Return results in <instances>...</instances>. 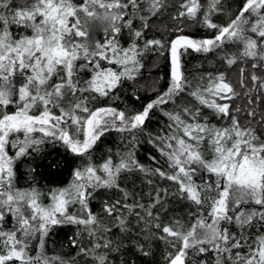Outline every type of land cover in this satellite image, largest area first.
I'll list each match as a JSON object with an SVG mask.
<instances>
[{
	"label": "snow or ice",
	"instance_id": "snow-or-ice-1",
	"mask_svg": "<svg viewBox=\"0 0 264 264\" xmlns=\"http://www.w3.org/2000/svg\"><path fill=\"white\" fill-rule=\"evenodd\" d=\"M165 7V0H25L23 5L0 0V221L6 214L16 220L14 230H0V264H51L39 254H28V240L35 233L46 236L51 226L61 224L83 226L82 233L90 246L73 239L78 254L92 256L93 264H107V255L99 250L111 251L112 242L104 235L110 229L93 214L89 199L94 191L103 188L118 190L127 201L131 194L120 186L119 179L122 172L133 170L174 182L176 194L196 208V213L191 214L195 220L187 228L180 219L163 227L151 224L164 234L159 239L175 248L167 255V264H186L189 250L193 259L211 251L218 256L227 254L233 264H264V234L253 239L245 235L256 224L264 225V116L257 121L258 127L241 123L235 115L240 109H233L230 103L238 93L224 72L209 74L203 87L191 95L226 124L209 125L206 118L199 119V109L184 108L182 112L188 119L180 112L165 113L173 122L169 126L171 134L150 141L166 158L171 172L160 167L146 168L130 151L117 162L109 157L99 166L87 163L75 169L73 181L68 187L52 191L47 206L40 201L41 193L36 189L14 187L16 160L43 143L44 137L61 141L79 157H90V150L109 131L127 132L135 141L150 112L174 102L184 91L187 80L182 71L181 49L207 53L226 44L239 49L238 55L226 54L225 63L231 67L238 60L251 61L248 92L264 91V0H242L226 25L213 23L211 18L223 12L221 0H207L206 7L201 0H183L173 19L195 21L200 16L202 25L215 30V35L202 40L178 35L168 42L169 86L141 111L128 114L114 107H90V101L109 97L124 80L135 79L134 74L143 67L139 59L143 51L165 47L159 39L145 38L147 20ZM13 25L23 31L13 35ZM124 29L131 37L127 47L120 42ZM174 31L182 32L183 28ZM240 71V85L246 87L244 69ZM85 72L89 74L87 79L82 77ZM247 115L255 118L256 112L249 111ZM35 133L42 137H35ZM205 142L208 148L203 147ZM11 149L15 152L10 155ZM205 151L210 153L208 158ZM198 171L214 179L200 183ZM162 191L167 194V189ZM71 205H79L84 214H70ZM157 205L164 208L161 190L155 192L153 202L147 206L139 201L122 204L117 199L111 204L105 202L102 211L114 217L125 231L127 220L121 208L129 213L140 209L155 221L159 217L152 209ZM25 209L29 210L27 215ZM134 214L144 219L139 211ZM242 248L245 254L237 251L233 259L232 250ZM216 264H222L219 258Z\"/></svg>",
	"mask_w": 264,
	"mask_h": 264
},
{
	"label": "trees",
	"instance_id": "trees-1",
	"mask_svg": "<svg viewBox=\"0 0 264 264\" xmlns=\"http://www.w3.org/2000/svg\"><path fill=\"white\" fill-rule=\"evenodd\" d=\"M74 2L81 3L82 0H74ZM165 2L167 7L161 9L156 17L147 20L149 27L145 30L146 39H159L165 47L163 49L149 48L143 51L139 57L143 67L134 74L135 79L124 80L121 87L117 88L109 97L90 101V107H114L118 110H124L128 114L141 111L146 103L155 99L169 86L171 64L170 53L167 50L168 42L178 35H187L196 40L209 39L215 35V30L202 25L200 16L195 21L187 18L182 21L173 19L178 5L183 0H165ZM13 3L23 5L25 0H13ZM201 3L206 7L207 0H201ZM241 3L242 0H221L223 12L217 14L216 19H212L213 23L226 25L229 19L235 16ZM11 27L13 35H17L22 30L14 25ZM177 28H183V31H174ZM120 42L125 47L131 43V37L128 35L127 29L122 31ZM180 51L182 53V71L187 80L185 89L174 98V102L161 105L150 112L143 132L137 133L135 141L130 139L127 132L109 131L90 150V157H79L71 153L61 141L44 137L43 143L29 149L28 155L16 160L14 187L24 191L36 189L41 193L40 201L47 206L51 203L49 194L56 189L68 187L73 181V171L75 169L82 168L87 163L99 166L109 157L117 162L121 156L130 151H134L135 159L146 168L160 167L166 172H171L172 169L169 168L166 158L161 156L154 143L150 142L166 133L171 134L169 126L173 122L165 113L180 112L183 118L188 119L184 117L182 112L184 108H189L192 111L199 109V119L201 121L206 118L209 125L216 126L227 123V121L218 119L211 109L200 105L191 95L197 88L203 87L209 78V74L216 75L220 72L226 74V78L238 93L230 102L233 109H240V112L235 113V115L241 120L242 124H251L258 127L257 121L264 116V91L248 92V89L251 88L249 79V72L252 71L250 68L251 61L238 60L237 64L231 67H228L224 61L226 54L238 55L239 49L226 44L223 48H216L214 51L207 53L196 52L192 49L187 51L181 49ZM241 68L244 69L243 80L246 87L240 85ZM117 70L119 69L117 68ZM256 71L259 75V71ZM82 77L87 79L89 74L85 72ZM53 79L55 80V77ZM135 97H139V99L137 100ZM253 110L256 112L255 118L248 117L247 113ZM52 111L59 115L58 109L53 108ZM34 136L39 138L42 137V134L35 133ZM133 144L135 145L134 149ZM203 147L208 148L207 142ZM14 152L15 149H11L10 155ZM203 154L205 158L210 156L208 151ZM152 157L156 158L155 161ZM211 179H214V177H211L210 174L198 171V182L203 183L205 180L210 181ZM149 180L152 181L151 184L148 183ZM119 183L123 189L131 194L127 201L123 200L122 193L118 190L103 188L94 191L89 199V208L93 214L97 215L103 227L110 229L104 235L112 242L111 251L105 252L104 249L99 251L107 255V264H167L166 257L169 253H174L175 248L170 243L159 239L164 234L159 229L151 227V224L160 223L163 227L166 224H172L176 219H180L184 227L187 228L195 220V216L191 214L196 213V208L176 194L177 185L174 182L161 179L156 175H146L138 170L122 172ZM163 189H167V194L162 191ZM157 190H161V199L164 202V208L157 205L155 209H152L153 214L158 215V220H150V218L144 216V212L140 209H134L132 213H129L121 208V213L127 220V230L121 231L118 221L102 211L105 202L111 204L117 199H120L122 204L124 202L132 204L134 201H139L147 206L153 202ZM149 193L152 195H149ZM72 207H69V209L71 210ZM79 210L80 215H83L80 206ZM28 211V209H25L24 214L27 215ZM136 211H139L144 219H138L134 214ZM146 221H148L147 226ZM13 223H16L15 217L6 214L2 226L11 228ZM82 228L83 226L74 224H61L51 226L46 236L41 237L40 233H35L28 240V254L33 257L39 254L48 259L51 264H60V261H63V264H93L92 256L78 254V248L72 244V240L76 239L81 245H89V240L82 233ZM230 230L236 231L235 228H230ZM78 232L81 234L78 235ZM258 234H264V225L256 224L255 227L245 233L249 239H253ZM41 239L43 240L42 249L40 248ZM176 243L179 247V243ZM189 251L190 257L186 264H189V262L191 264H216L217 258L221 260L222 264H233L232 260L227 259V254H219L218 256L215 252L210 251L202 255H196L193 259L191 256L192 250ZM232 251L233 259H235L234 254L237 251L243 255L246 249H233ZM144 252H148V255L145 256Z\"/></svg>",
	"mask_w": 264,
	"mask_h": 264
},
{
	"label": "rangeland",
	"instance_id": "rangeland-1",
	"mask_svg": "<svg viewBox=\"0 0 264 264\" xmlns=\"http://www.w3.org/2000/svg\"><path fill=\"white\" fill-rule=\"evenodd\" d=\"M212 17H214V18H212V19L214 20V19H216L217 15H213ZM21 31H22V30H21ZM21 31H20V32H21ZM98 37H99V34H97V38H98ZM71 206H73V207H72L71 210L68 209L69 213H70V214H75V215H80L79 206H75V205H71ZM71 206H70V207H71ZM2 222H3V221H0V230H4V231H12V230H14V227H15L16 223H13L11 228H4V227L2 226ZM17 235L19 236L20 234L17 233ZM28 243H29V241H28ZM28 245H29V244H28Z\"/></svg>",
	"mask_w": 264,
	"mask_h": 264
}]
</instances>
